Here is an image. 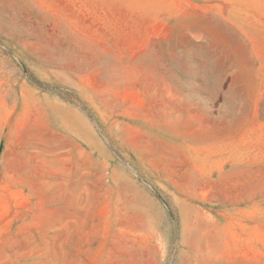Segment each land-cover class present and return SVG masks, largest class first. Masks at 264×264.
I'll return each instance as SVG.
<instances>
[{
    "label": "rangeland",
    "instance_id": "374dc122",
    "mask_svg": "<svg viewBox=\"0 0 264 264\" xmlns=\"http://www.w3.org/2000/svg\"><path fill=\"white\" fill-rule=\"evenodd\" d=\"M0 264H264V0H0Z\"/></svg>",
    "mask_w": 264,
    "mask_h": 264
}]
</instances>
